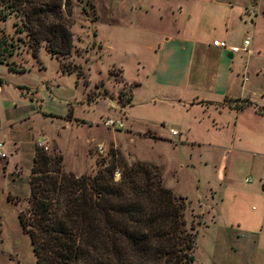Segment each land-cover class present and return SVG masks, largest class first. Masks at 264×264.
<instances>
[{
	"label": "rangeland",
	"instance_id": "374dc122",
	"mask_svg": "<svg viewBox=\"0 0 264 264\" xmlns=\"http://www.w3.org/2000/svg\"><path fill=\"white\" fill-rule=\"evenodd\" d=\"M70 3L71 48L58 68L41 44L37 68L25 56L23 34L12 33L15 19L0 22V61L25 69L9 73L0 62V264H33L16 214L26 206L30 158L40 138L41 150L54 148L60 169L76 176L106 164L108 150L125 164H153L161 185L182 199L184 228L193 233L189 264H264V110L201 113L170 102L140 70V60L153 64L166 40L169 74L183 68L199 86L226 79L233 92L241 82L240 97L264 106V0ZM179 35L185 43L170 41ZM244 37L245 53L220 55L210 45L214 39L237 47ZM50 85L59 99L45 96ZM105 118L121 127L102 126ZM113 171L118 174L117 167ZM117 179L111 174L112 182Z\"/></svg>",
	"mask_w": 264,
	"mask_h": 264
},
{
	"label": "trees",
	"instance_id": "16d2710c",
	"mask_svg": "<svg viewBox=\"0 0 264 264\" xmlns=\"http://www.w3.org/2000/svg\"><path fill=\"white\" fill-rule=\"evenodd\" d=\"M70 12V0H0V22L15 19L12 33L23 34L33 59L40 44L57 63L68 55ZM115 167L118 179L112 182ZM26 184V206L16 222L33 264L191 262L193 233L184 228L182 199L161 185L153 164H125L108 150L106 164L76 176L60 169L54 148L47 154L35 147Z\"/></svg>",
	"mask_w": 264,
	"mask_h": 264
},
{
	"label": "crops",
	"instance_id": "0c3cea01",
	"mask_svg": "<svg viewBox=\"0 0 264 264\" xmlns=\"http://www.w3.org/2000/svg\"><path fill=\"white\" fill-rule=\"evenodd\" d=\"M247 38V37H244ZM243 38V39H244ZM214 40V39H212ZM171 42H174L176 44H183L185 41L183 40V37L181 35L178 36V38L170 39ZM212 48L217 51L218 54L224 55L227 50L225 49H219L214 46H211ZM169 44L166 40L161 39V46H160V53H158L155 56L154 63L151 64L149 62H143L140 60V70H146L150 74V80L151 82L156 86L162 89L168 100L173 103L180 104L183 107H190V108H197L200 109L201 113H211V114H217L219 111L224 110V109H230L233 110L235 114L240 112V110L244 107L250 106L252 109H255L258 111V109L264 110V106H258L250 101L240 97L243 96V88L241 85V82H239V85L237 86V91L233 92L230 82L228 80L222 81V83H214V81H207L204 83V86H199L197 84H193L190 82L189 77H188V70H183V68L180 69L179 73L177 75L172 76L169 74V71L166 70V65H170V62L167 63L168 61H165L166 55L169 53L172 54V52L168 51ZM170 50V49H169ZM247 51V49H246ZM25 56L26 58H30L34 63L35 61L38 62V60L31 58L30 55L26 52ZM245 53V52H243ZM27 61V60H26ZM26 61H24L26 63ZM58 68V63L55 60ZM112 66V65H111ZM185 66V65H184ZM37 68H41V65L36 64ZM115 67V66H113ZM117 69V68H116ZM25 69L16 71L12 70L9 71V73H21ZM59 70V69H58ZM8 72V71H7ZM60 72V70H59ZM61 73V72H60ZM68 74V73H65ZM121 72L118 70V77L122 81V83H125L128 85V82L125 81L121 76ZM229 75V72L228 74ZM51 79H57L58 75L56 74V71H52V76L50 75ZM213 83V84H210ZM21 91L24 92V94L28 95L29 97L33 94L32 91H30L28 88H23ZM204 92L205 96H198L200 92ZM65 95L63 96H68L70 93H64ZM47 98H55L59 99L60 96H62L57 90L56 85H50L47 93L45 95ZM31 98V97H30ZM225 101H232V102H241V105L239 106H232V105H226ZM40 116H45L49 117L48 115L45 114H40ZM211 128H214L215 125L212 121H210ZM9 142V141H8ZM12 143V142H9ZM1 142H0V148H1ZM2 151V149H1ZM3 153V152H2ZM4 154V153H3ZM11 155V154H10ZM175 195V194H174Z\"/></svg>",
	"mask_w": 264,
	"mask_h": 264
},
{
	"label": "built area",
	"instance_id": "2783aa9c",
	"mask_svg": "<svg viewBox=\"0 0 264 264\" xmlns=\"http://www.w3.org/2000/svg\"><path fill=\"white\" fill-rule=\"evenodd\" d=\"M210 45L211 46H214L216 48H219V49H225L227 50V52L229 53H238V52H246V45H247V38H244L241 40L239 46H228L226 45L223 41H216V40H211L210 41ZM102 126L104 127H108V128H111V129H116V128H120L121 125H120V122L117 121V120H111V119H108V118H105L102 122ZM169 133L170 134H173V132L171 130H169ZM44 142V139L43 138H40L38 141L35 142V146L37 148H43L42 144ZM97 150L99 151V149L97 148ZM4 157V154L2 153L1 151V148H0V158H3ZM117 176L118 174L113 171L112 172V178L114 179H117ZM245 182H248V180H244Z\"/></svg>",
	"mask_w": 264,
	"mask_h": 264
}]
</instances>
